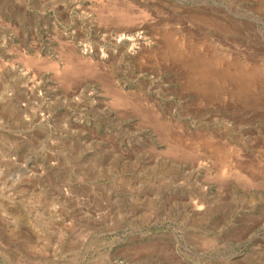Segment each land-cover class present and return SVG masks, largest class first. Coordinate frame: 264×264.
I'll list each match as a JSON object with an SVG mask.
<instances>
[{"label": "rangeland", "instance_id": "1", "mask_svg": "<svg viewBox=\"0 0 264 264\" xmlns=\"http://www.w3.org/2000/svg\"><path fill=\"white\" fill-rule=\"evenodd\" d=\"M0 264H264V0H0Z\"/></svg>", "mask_w": 264, "mask_h": 264}, {"label": "bare ground", "instance_id": "2", "mask_svg": "<svg viewBox=\"0 0 264 264\" xmlns=\"http://www.w3.org/2000/svg\"><path fill=\"white\" fill-rule=\"evenodd\" d=\"M117 21H121V22L123 21V22H124V21H129V20H128L127 17H124V16H123V17L119 18V20H117ZM68 64H69V63H68ZM49 67H50V66H49ZM79 69L81 70V68H79ZM83 70H84V69H83ZM77 73H78V72H76V74H77ZM76 74H75V75H76ZM72 76H73V75H72ZM77 76H78V75H77ZM224 160H225V159H224ZM226 166H227V164H226Z\"/></svg>", "mask_w": 264, "mask_h": 264}]
</instances>
